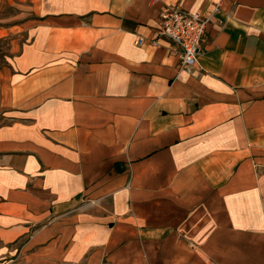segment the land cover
Returning a JSON list of instances; mask_svg holds the SVG:
<instances>
[{
  "label": "crops",
  "instance_id": "obj_1",
  "mask_svg": "<svg viewBox=\"0 0 264 264\" xmlns=\"http://www.w3.org/2000/svg\"><path fill=\"white\" fill-rule=\"evenodd\" d=\"M216 5L180 70L159 14ZM0 41L4 264H264V0H0Z\"/></svg>",
  "mask_w": 264,
  "mask_h": 264
},
{
  "label": "built area",
  "instance_id": "obj_2",
  "mask_svg": "<svg viewBox=\"0 0 264 264\" xmlns=\"http://www.w3.org/2000/svg\"><path fill=\"white\" fill-rule=\"evenodd\" d=\"M218 12L216 5L208 15L189 13L179 7H169L159 14L158 35L172 41L179 49V69L191 71L197 66L207 24ZM144 43L141 38L136 45Z\"/></svg>",
  "mask_w": 264,
  "mask_h": 264
},
{
  "label": "rangeland",
  "instance_id": "obj_3",
  "mask_svg": "<svg viewBox=\"0 0 264 264\" xmlns=\"http://www.w3.org/2000/svg\"><path fill=\"white\" fill-rule=\"evenodd\" d=\"M8 49L5 42L0 41V73L2 72V68L5 66L6 57L8 56ZM6 122V118L4 117V110L1 107V88H0V125ZM16 254L11 257V259L3 260L0 259V264H4L6 261H11L17 259L18 248Z\"/></svg>",
  "mask_w": 264,
  "mask_h": 264
}]
</instances>
